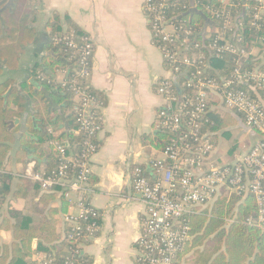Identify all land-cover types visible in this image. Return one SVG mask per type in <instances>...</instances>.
I'll return each mask as SVG.
<instances>
[{
    "label": "built area",
    "instance_id": "2783aa9c",
    "mask_svg": "<svg viewBox=\"0 0 264 264\" xmlns=\"http://www.w3.org/2000/svg\"><path fill=\"white\" fill-rule=\"evenodd\" d=\"M245 1L244 7L252 12L248 25L259 30L264 18V0ZM170 2L145 0L154 39L172 79L161 82L156 90L164 100L157 129L169 135L163 141L166 145L161 151L164 160L158 159L153 163L156 171L154 180L147 177L142 168H136L133 175V188L142 195L145 206L144 228L139 237L143 264H178L180 254L192 238L185 218L209 211L224 196L236 195L242 200L252 196L257 215L246 223L264 231V107L252 99L248 91L238 89L235 82L236 78L245 77L247 83H253L252 88L264 101V62L244 75L241 63L250 57H259V53L257 56L254 54L258 50L256 44L243 47L244 37L235 28L243 29L244 24L236 23L232 13L207 7L221 25L212 30L216 36L209 49L217 55L235 56L236 65L232 74L223 78L224 84L210 77L206 73L207 58L198 52L199 44L194 45L190 56H180L179 44H184L192 32L191 29H183L184 25L178 28L171 21L168 10L174 6ZM184 9L187 10L186 7ZM233 35L235 43L228 41ZM51 43L60 45L64 57L72 64L67 68L58 67L53 83L70 94L71 115L77 124L74 134L82 136L83 141L74 149L61 142H53L57 166L47 172L31 160L24 165L20 177L37 185L41 193L59 191L69 198L70 194L85 192L89 185V162L98 150L94 139L101 128L94 112L96 98L89 85L94 47L87 38H78L73 32L52 34ZM191 69L193 71L189 73ZM182 74L188 75V81L181 83L178 80ZM39 80L45 81L41 73ZM175 86L193 93L184 94L179 99ZM213 101L217 104L213 105ZM216 109L241 113L249 131L261 136L253 146L241 151L230 162H220L217 158V138L223 136L202 132L207 114ZM74 150L79 152L76 154ZM1 185L0 182V188ZM68 202L69 211L64 214L69 226L66 237L82 249L84 243L93 240L100 229V214L91 205L80 201H76L75 212L72 201ZM4 207L0 194V216ZM232 222L233 219L226 220L227 224ZM70 249L74 255L80 253L79 249ZM38 260L42 264L51 263L43 255ZM66 264L75 263L68 260Z\"/></svg>",
    "mask_w": 264,
    "mask_h": 264
},
{
    "label": "crops",
    "instance_id": "0c3cea01",
    "mask_svg": "<svg viewBox=\"0 0 264 264\" xmlns=\"http://www.w3.org/2000/svg\"><path fill=\"white\" fill-rule=\"evenodd\" d=\"M187 1L188 5L197 2ZM0 6L2 12L17 14V19L24 21L26 28L33 33L30 42L22 47L16 70L6 69L11 82L9 90L13 87L12 92L8 94V90L6 93V100L15 92L26 100L25 111L14 118L19 123L9 130L19 129V135L28 141L38 145L41 141L33 132L40 125V120L36 117L30 93L42 89L39 71L46 67V60L51 56L54 31L60 30L61 33L57 34L73 32L78 38H87L93 44L89 85L96 98L94 112L101 128L94 139L98 150L89 162V185L85 192L70 194L69 198L60 193V197L72 201L75 212L76 201H80L91 205L100 214V229L95 238L82 246L86 264H143L139 237L144 228L145 206L142 195L133 188V175L136 168H142L144 174L154 180L156 171L153 163L158 159L164 160L161 132L157 129L164 100L156 90L161 82L172 79L154 39L145 0H2ZM258 53L259 50H255L256 56ZM0 67L5 68L6 63H1ZM69 115L71 108L66 115H56L63 119L61 127L48 129V132L52 134L50 131H53L54 137H62L67 131L66 117ZM237 136V144L244 141L248 148L258 140L253 134L248 137L238 133ZM64 144L71 146L67 139ZM217 144L218 160L233 161L229 155L231 148L225 139L218 137ZM41 148L48 152L49 143L43 142ZM25 149L30 151H27L29 161L35 160L43 170L50 168L49 154L40 157L35 149L27 146ZM7 165L12 175H19L24 169L12 153L8 156ZM17 185L18 181L14 180V189ZM32 185L30 183L25 192L27 198L13 199V209L25 212L31 208L28 199L35 197ZM42 194L45 193L39 191V196ZM54 204L57 207L61 205L59 201ZM69 207L68 202L65 213ZM65 213L59 215L58 228L62 236L69 228ZM38 221V218L34 219V222ZM2 237L6 242L12 240L10 234L4 233ZM33 249H37V242H34ZM41 257L37 255L35 259ZM200 262V258L192 253L179 260L178 264H203Z\"/></svg>",
    "mask_w": 264,
    "mask_h": 264
},
{
    "label": "trees",
    "instance_id": "16d2710c",
    "mask_svg": "<svg viewBox=\"0 0 264 264\" xmlns=\"http://www.w3.org/2000/svg\"><path fill=\"white\" fill-rule=\"evenodd\" d=\"M186 0H171L174 7L168 10L171 21L178 28L190 30L192 35L186 37L184 44H179L182 54L180 56H190L193 52L194 45L199 44V53L204 54L207 58L205 63L206 73L210 77L218 79L224 84L223 78L229 77L236 69L235 56L230 54L217 55L209 49L210 43L214 40L216 34L212 32L214 28L220 27V20L212 16L207 7H213L218 10H225L235 16V22H243L244 27L235 28L238 34L244 37L243 47H251L254 43L259 50V57L243 61V74H249L257 66L264 62V18L260 29L251 28L248 25L252 12L244 7L245 0H197L196 4L185 2ZM2 0H0V3ZM195 2V1H194ZM186 7V11L184 9ZM193 7V8H191ZM17 14H9L7 11L2 12L0 6V64L6 63V67H0V194L3 196L5 207L0 216V264H42V261L36 260L37 255H43L50 264H66L68 260L75 264H86V257L82 255V249L78 244L69 241L66 237L68 229L64 235L58 228L59 215L65 213L68 207V201L60 197V192L45 193L39 196V188L34 186L32 191L35 192L33 199H28L31 208L25 212L13 209V199L27 198L25 192L30 187V183L25 181L19 175H12L7 169V159L10 153L15 156V160L23 164L29 161L25 146L36 150L40 157H47L50 168L44 171H51L57 166V154L53 142H61L67 139L71 146L81 144L83 137L74 134L77 128L76 121L72 115L66 117L67 131L62 137H54L48 132V129H60L62 117L56 115L64 114L72 107L70 94L62 91L57 87L54 81L55 70L70 67L67 59L61 50V46L52 44L51 56L46 60V67L41 71L45 81H41V90L32 91L30 100L36 112V117L40 120V125L33 130L39 135L40 144L28 141L25 136L19 135V129L9 130L8 123L15 117L25 111L24 103L26 100L18 94L13 93L8 100L5 95L9 90L10 81L6 76V69L14 71L18 66V60L22 53V47L30 42L32 31L26 28L24 21L17 19ZM55 24H58L56 21ZM57 28V27H56ZM210 30V33L208 32ZM55 30L54 34L61 33ZM183 32V30H181ZM185 38V37H183ZM228 41L235 43V35L230 36ZM191 69L189 71L192 72ZM188 73V74H189ZM189 77H179V81L184 83ZM245 77L236 78V87L248 91L250 97L259 102L258 94L254 91L253 83L246 82ZM179 99L184 94L193 93L174 88ZM213 105L217 101H213ZM243 116L239 112H229L216 109L207 114L203 122L202 132L221 134L225 143L236 142V138H231L234 129L238 133L250 137L253 133L243 123ZM38 129V130H37ZM252 133V134H250ZM162 146L165 148L163 141L169 137L167 133L161 132ZM255 135V134H254ZM261 139L260 134H258ZM49 143V151L46 152L41 145ZM25 145L24 147H22ZM77 154L79 150H74ZM233 147L229 155L234 158ZM46 155V156H45ZM227 158V157H226ZM14 180L18 185L14 189ZM60 202V207L54 203ZM7 207V208H6ZM6 208V209H5ZM257 215V206L252 196L242 200L240 196L222 197L209 210L196 215H190L185 218V223L190 226L191 240L187 243L185 250L180 254L179 260L194 254L200 258L203 264H264V231L247 225L246 221ZM38 218L36 223L34 219ZM233 219L231 224L226 220ZM10 234L11 242L3 241L2 234ZM34 242H37V249H33ZM70 248L79 249L80 253L74 255ZM70 258V259H68ZM68 259V260H67Z\"/></svg>",
    "mask_w": 264,
    "mask_h": 264
},
{
    "label": "rangeland",
    "instance_id": "374dc122",
    "mask_svg": "<svg viewBox=\"0 0 264 264\" xmlns=\"http://www.w3.org/2000/svg\"><path fill=\"white\" fill-rule=\"evenodd\" d=\"M237 134H238V130L234 129V131H232V133H231L230 136H231V138H236V140H237V142H238L239 138H238ZM222 138H223V137H222ZM247 142H248V141H247ZM240 144H241V145H245L244 141H240ZM241 145L237 144L236 142L228 143V148H229V149H230V148L232 149L233 147L235 148V152L233 153V156H234V157H235L236 155L240 154L241 151L243 152V151H245V150L248 148V146H246V148H242ZM225 156H228L227 153H226Z\"/></svg>",
    "mask_w": 264,
    "mask_h": 264
},
{
    "label": "water",
    "instance_id": "95a60500",
    "mask_svg": "<svg viewBox=\"0 0 264 264\" xmlns=\"http://www.w3.org/2000/svg\"><path fill=\"white\" fill-rule=\"evenodd\" d=\"M10 3H12V1H11ZM181 76H186V74H182ZM34 85H35L37 88H39V85H38V84L34 83ZM40 88H41V86H40ZM12 91H13V87L10 88L8 94H9L10 92H12ZM8 94H7V96H8ZM257 94H258V93H257ZM258 99H259V102L261 103V105L264 107V101H263V99L260 97L259 94H258ZM18 123H19L18 119H14V121H10V122H9V128H10V129H13L14 125H15V124H18ZM253 135H254V133H253ZM255 136L259 137L258 134H256V133H255Z\"/></svg>",
    "mask_w": 264,
    "mask_h": 264
}]
</instances>
